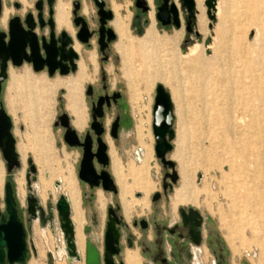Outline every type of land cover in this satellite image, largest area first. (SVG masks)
I'll use <instances>...</instances> for the list:
<instances>
[{
	"label": "rangeland",
	"instance_id": "1",
	"mask_svg": "<svg viewBox=\"0 0 264 264\" xmlns=\"http://www.w3.org/2000/svg\"><path fill=\"white\" fill-rule=\"evenodd\" d=\"M67 1H69L71 23V2L74 0ZM104 1L105 8L112 12L111 0ZM80 2L87 9V15L84 16L82 13L80 15L84 16L90 30H96L97 17L92 1L80 0ZM113 2L121 7L119 14L129 15L128 34L131 40L143 36L144 30L148 27V13L151 10L158 36L174 38L176 47L168 53L169 56L159 54L162 58V71L158 73V80L151 82L148 73L152 69L150 58L154 53L150 47L124 45L122 51H118L116 46L119 40L114 31L116 40L110 44L106 52L107 60L102 61L96 37L90 40L89 47L80 44L75 38L76 29L71 23L74 30L73 39L79 43L76 64L82 59L86 72L91 75V79L83 82L80 91L73 93L67 86L60 85L42 94L35 92L39 82L52 83L56 80L74 78L77 69L75 73H69L65 77L56 74L49 78L45 71L34 73L29 67L31 72H20L22 68H12L19 73L8 74V78L2 84L0 101L12 119L16 147L24 149L25 158L21 160L19 156L20 166L10 174L6 173L1 156L0 165L4 168L3 182L8 180L14 187L22 217L25 220V198L30 193L36 197L44 210L48 206L54 207L58 196L66 195L63 179L71 173L77 183L78 198L80 195L81 200L80 209L78 208L81 212L78 211L80 213L75 216L71 211V217L82 220L75 219V227H79H77L78 233L82 234L83 240L84 236L85 239H89L101 252L105 209L101 212L97 208V192L100 191L104 196L105 207L107 203L118 204V194L112 198L110 194L97 190L95 199L91 203L84 199L83 195L87 190L77 178L78 151L64 144L62 129L54 127L53 124L60 113H66L71 123L74 116L70 107L76 102L84 122L87 115L84 128L86 129L90 108L85 90L87 86L99 90L103 74L109 91L117 89L124 95L132 118L129 137L114 149L123 165L131 160L139 163L141 158L142 161H146L143 165L129 162L125 168L120 166L119 169L114 170L116 183L119 189L123 190L128 211L125 220L121 203V213L118 214L121 215L126 228L120 230L121 250L114 260L124 264V251L131 249V252L136 254V264H150L148 257L142 253L140 244L146 237L150 242L152 235L150 219L153 217L158 223L171 225L178 221V209L193 208L202 218L203 240L196 253L199 264H212L214 261L213 255L207 249V254L203 253V248H206L207 231H211L217 242L223 246L224 264H264V235L257 234L258 236L252 238L249 232L243 230L244 227L239 228L234 222H230L241 212L251 216L256 212L264 211V0H219L220 15L213 21L207 17L204 1L201 0L196 6L195 34L185 32L182 15L179 29L161 27L155 20L156 0H151L147 14H142L135 8V0H113ZM176 3L180 7L179 0ZM197 24L202 25L201 30L198 29ZM195 43L200 44L202 48L196 54L200 62L192 68L181 59V55ZM90 55L94 56L93 62L88 60ZM136 57H140L139 64H136ZM161 78L167 79L175 88L174 91ZM12 81L14 87L11 90L9 87ZM157 85H162L170 93L175 117L172 150L166 158L175 163L178 179L166 191L162 189L165 171L155 157L154 138L150 129L151 108ZM15 91L19 96L15 97ZM29 95L35 98L34 108H28L24 104L25 99L30 98L25 96ZM10 96L15 103L14 113L8 112L7 108V102L11 100ZM137 144L144 153L148 151L147 158H144V155L142 157ZM136 151L139 153L137 154ZM178 155L179 162L183 164V171L186 172L185 175L188 174L185 176L188 187L196 190L194 193L189 190L179 196L175 194L182 186L179 164L176 160ZM27 160L31 161L35 169L34 181L30 178L31 189H28L25 176L28 172ZM227 161H230L234 172L228 170ZM135 170H138V173ZM22 173L25 191L23 205L16 183V178L19 179ZM202 180L205 188L200 191ZM137 182L146 186L145 190ZM236 185L239 187L233 194L226 192L225 188ZM258 192L261 195L259 199L256 197ZM155 193L160 197L156 202H152L151 198ZM231 196L236 198L235 204L238 207L231 206L230 198H233ZM246 198L249 201L248 205ZM100 200L99 197V203L102 204ZM170 207L173 212L176 211L174 214ZM3 209L4 204L1 201L0 211ZM220 215L231 223V228L221 227ZM141 219L149 224L147 232H142L132 225L134 220ZM262 219L264 220V214ZM54 221L58 225L56 215ZM28 224V254L25 264L30 260H35L39 264H84V257L80 252L81 260L78 262L66 263L63 256L62 261L54 257V262L48 263L46 252L50 251L54 255L62 249L58 228L54 225L52 232L48 224L44 227L38 221H30ZM35 225L40 232L44 229V235L41 233L35 238ZM85 228H88L87 234L84 233ZM127 239L131 247H128ZM32 246L35 248L34 253ZM163 246L168 249V244L165 242ZM134 250L138 251L141 258Z\"/></svg>",
	"mask_w": 264,
	"mask_h": 264
},
{
	"label": "water",
	"instance_id": "2",
	"mask_svg": "<svg viewBox=\"0 0 264 264\" xmlns=\"http://www.w3.org/2000/svg\"><path fill=\"white\" fill-rule=\"evenodd\" d=\"M5 1L6 4H9V0ZM25 1L30 4L32 0ZM91 1L96 10L97 29H89L86 19L80 15L79 1L72 2L71 23L76 29L75 38L80 44L89 47L90 40L96 36L98 52L102 56L101 60L106 61L105 50L108 48V43L116 40V35L109 26L113 15L111 10L105 8L104 0ZM55 3L56 0H45L47 19L44 18V0H37L32 3L35 14L31 10H27L22 15H13L7 19L5 29H0V94L2 84L8 78L9 67L17 68L23 64H27L34 73L45 71L49 78L56 74L60 77H65L69 73H75L78 55L72 48V38L65 31L58 32L56 30L54 21ZM179 4L180 9L171 0H156V21L162 27L172 26L179 29L181 26L180 17L182 15L185 22V32L187 34H195L196 9L194 0H179ZM21 6L19 3L13 4V7L17 11ZM134 6L142 14H147L149 11V6L145 0H135ZM204 6L206 7L207 17L213 21L214 0H205ZM3 11L4 8L0 0V19L2 18ZM102 77H104L103 74ZM90 88V86H87L86 92ZM96 107L92 108V112H97V116L101 117L102 105L100 101ZM173 110L170 93L162 85H157L151 108V132L154 138L153 149L155 157L165 171L162 181L164 182L166 178L169 179V184L167 185L169 189L178 179L175 163L166 158L172 150V141L175 136L173 130L175 118ZM92 120L91 127L99 135L100 131L96 130L99 127V123L96 121L94 115H92ZM12 126V119L0 101V156L7 174H10L20 166ZM53 126L60 127L63 130L62 140L66 146L71 148L81 146L78 142L77 132L72 128L66 113H60L56 117ZM86 154L84 148V154L77 171V178L79 181L87 183L90 189H92L93 187H98L99 183L90 184L88 182L86 174L93 172V170L90 161L86 158ZM27 165L28 172L25 176L28 189H31L30 178L34 181L35 169L30 160H27ZM100 177L103 179L101 185L102 191L112 192L113 194L118 192L114 179L110 177L108 172L102 171ZM3 188L5 212L8 214V221L6 223L1 221L0 223V264H5V261L7 264H25L28 248L25 241L24 228L17 218L16 198L13 194L11 182H5ZM168 188H166V184H162L163 191H166ZM159 197L160 195L155 193L151 201L156 202ZM25 208L27 214L31 217L30 221H38L43 227L48 224L52 232L54 225L58 228L62 234L66 248V263L81 260L74 241V227L70 220V209L63 195L58 196L54 207L48 206L44 210L36 197L30 193L25 198ZM117 209L119 210L120 208L117 206ZM111 211L112 209L108 210V215L111 214ZM178 214L181 217L182 225H186L187 221L190 222L192 233L194 228H198L201 224L202 218L196 209L188 208V215H186L184 209L180 208L178 209ZM55 215L58 225L54 221ZM136 223L137 221L134 220L132 225L135 226ZM139 223L140 229L143 232L146 228V222L142 219ZM120 228H126L122 217L111 218L108 216L103 235L104 253L101 256L98 248L89 239H85L84 264H115L114 257L120 254ZM84 233H88V228L84 229ZM194 235L195 239H193V242L198 245L200 242L199 232L195 231ZM127 245L128 247L132 246L129 240ZM31 249L34 253L35 248L32 246ZM47 256L49 258L48 263H53L50 256ZM175 258L179 263L181 262L179 254ZM119 264L123 263L120 262Z\"/></svg>",
	"mask_w": 264,
	"mask_h": 264
},
{
	"label": "flooded vegetation",
	"instance_id": "3",
	"mask_svg": "<svg viewBox=\"0 0 264 264\" xmlns=\"http://www.w3.org/2000/svg\"><path fill=\"white\" fill-rule=\"evenodd\" d=\"M64 1H67V0H64ZM74 1L80 2V0H74ZM74 1H72V2H74ZM24 2L26 3L25 0H24ZM56 2H57V0H56ZM67 2L69 3V1H67ZM72 2H71V7H72ZM1 3H2L3 8L8 10V8L10 6H12V8H14L13 7L14 3H19V2H17L16 0H12V1L9 0V4H6L5 0H1ZM26 4H28V3H26ZM28 6H30V5L28 4ZM43 7H44V18L47 19V7L45 4V0H44ZM82 9H83V4L80 2V13H82ZM32 10H33V8H32ZM32 12H33V14H35L34 10ZM6 21H7V19H6ZM6 21H5V26H6ZM54 21H55V7H54ZM110 22H109V24H110ZM69 24L71 26L70 19H69ZM55 26H56V24H55ZM4 29H5V27H4ZM56 30L58 32L59 31H65L63 29L58 30L57 28H56ZM68 35L72 38L73 45H74V42L77 43V41H75L73 39L74 30H73L72 36L70 34H68ZM94 37H96V36H94ZM77 44L79 45V43H77ZM110 44H111V42L108 43V48L105 50V55H106L107 50L109 49ZM73 45H72V48H73ZM106 57H107V55H106ZM101 58H102V56H101ZM20 67H17V68H20ZM10 68L12 69L14 67H9V69ZM9 69H8V72H9ZM30 69H31V67H30ZM100 82H101V84H100L99 90L96 91L91 86H90L91 88L89 89V91L86 92V90H85V97L89 101V108H90L89 109V119H88L86 129H84V128H85L86 122H87V115H86V121L84 122L83 128L81 131H77L73 126L72 127L77 132L78 142L81 144V146L73 147L78 151V154H79L77 171L79 169L80 161L82 160V157L84 154V148H85L86 153H87L86 158L88 159V161H90V164H91V167L93 170V172H91V173L88 172L86 174L88 182L90 184H93L96 182L99 183L98 187H93L92 189H90V187L87 183L80 181V183L87 190V193L83 195L84 199L88 203H91V201L95 199V192L97 190H101V185H102L103 179L100 177V174L102 171L108 172L110 174V177L112 179L114 178L115 184H116L117 189H118V192L116 194H113L112 192H104L102 190L101 191L103 193L110 194L112 196V198H113V196L115 197L118 194V200H119L120 206H119V203L118 204L107 203V205L105 207L106 200H105L104 196L102 195V193L100 191L97 192V197H96V204H98L97 208L101 212H103L105 209V221H104V226H103V235H104L108 216H110L111 218L121 217V215L118 214L120 212V209L118 210L117 206L119 208L121 207V209H122V206H121L122 202H121V197H120V189H119V187L116 183V180H115L114 170L119 169L120 166L125 168L127 163H129V162H132L135 165L141 164L142 158L139 161V163H135L132 160L127 162L125 165H123L121 163V160L118 157L117 152L114 148L118 144H123L127 140V138L129 137L130 128L132 126V118L129 114V111L127 108V101H126L124 95L120 91H118L117 89H113V90L109 91V89L106 86L105 79H104V77H102V75H101ZM99 101L101 102V105H102V116L101 117L97 116V112H94V111L92 112V108L93 107L97 108L96 106H97V103ZM92 115H94L96 117V121L99 123L98 129L96 128L97 131H100L99 135H97L95 133V129H92V127H91V124L93 122ZM133 121H134V118H133ZM71 125H72V122H71ZM134 125H133V128H134V135H135V140H136L135 126ZM80 132H82V133H80ZM62 133H63V130H62ZM108 140H110V142ZM137 146H138V144H137ZM16 149H17V147H16ZM138 149H139L138 150L139 152L140 151L142 152V157H143V155H144L143 149L139 146H138ZM138 151H136L137 154L139 153ZM23 166H24V164H23ZM0 167H1L0 169L3 172L1 183H0V202L2 201L4 204L3 184L5 182H7L8 180L3 182V180H4V168H3V166H0ZM110 170H111V172H110ZM124 171H125V169H124ZM22 175H23V173L19 176V179H17L18 177L16 178V183L18 186V193H19V196L21 198V204L23 205L25 191L23 189L24 183H23V176ZM19 180L22 181V183H20ZM163 183L166 184V188H168L167 185L169 184V179L166 178L164 182L162 181V184ZM128 184H130V183H128ZM76 185H77V183H76ZM12 189H13V194L15 196L13 185H12ZM79 194H80V192H79ZM64 196L67 198V195H64ZM99 197L101 199L100 201L102 202V204L99 203ZM79 201L81 202L80 195H79ZM16 205H17V218L22 223V226L24 228L25 241H26V245H27V230H28V225H29L28 223L30 222L31 217L27 214L26 208L24 207V214H25V220H24V217H22V215H21V211L18 209L19 204H18L17 200H16ZM101 205H102V207H101ZM169 205H170V203H169ZM177 208H176V210H177ZM109 209H112L110 215H108ZM170 209H171V207H170ZM171 211H172V209H171ZM175 212L172 211L173 214ZM184 212L186 215H188V208H185ZM122 213H123V216L125 219V213H124L123 209H122ZM83 214H84V212H83ZM70 219H71V210H70ZM1 221H3L4 223H6L8 221V214L5 212V205H4L3 211H0V223H1ZM25 222H26V224H25ZM71 222H72V220H71ZM139 222H140V220L137 221L136 225L133 227L141 230ZM72 224L74 227V240L76 243L75 224L73 222H72ZM150 224L152 226V235H151L150 242H149V239L146 237L145 240L140 243L141 247H142L143 254L146 257H148L150 264H199L198 260H197V254L196 253H197L198 249H200V247L202 245V240H203L202 221H201V224L198 228H194L193 233L190 229V222L187 221L186 225H182V220H181V217L179 214H178V221L173 222L171 225L158 223L157 221H155V218H153V217L150 219ZM148 227H149V224L146 222V228H145L144 232H147ZM81 229H82V233H83V227ZM120 230H121V228H120ZM195 231L196 232L198 231L199 235H200V242L198 245H196L193 242V239H195V235H194ZM34 233H35V238H36V235L40 236V234L42 233L39 231V228L36 225L34 227ZM42 234L44 235V233H42ZM59 239H60V246L63 248V242H62L60 236H59ZM164 242L166 244H168V249L164 248V246H163ZM83 243H84V247H85V236H84ZM35 245H36V242H35ZM101 247L102 248H101L100 254L102 256L104 253L103 236H102V246ZM205 247L206 248H203V253L206 255L207 254L206 249H207L209 251V253L211 255H213V257H214V261L212 262V264H224L223 263L224 262V260H223V246H221L220 243L217 242V238L215 237V235L211 231L206 232ZM27 248H28V246H27ZM36 249H37V247H36ZM76 249H77V244H76ZM120 250H121V248H120ZM126 250L131 251V249H126ZM126 250L124 251V254H123V261L125 258ZM83 251H84V249H83ZM134 251H136L137 255L140 257V255L138 254V251L137 250H134ZM77 252H78V250H77ZM78 254L80 255L79 252H78ZM177 254H179V257H180V260H181L180 263L175 258L177 256ZM83 257H84V252H83ZM114 263L119 264L115 260H114ZM5 264H7L6 261H5ZM124 264H125V261H124Z\"/></svg>",
	"mask_w": 264,
	"mask_h": 264
},
{
	"label": "bare ground",
	"instance_id": "4",
	"mask_svg": "<svg viewBox=\"0 0 264 264\" xmlns=\"http://www.w3.org/2000/svg\"><path fill=\"white\" fill-rule=\"evenodd\" d=\"M19 1L22 3L23 10H25L26 8L29 7L28 4H26L24 2V0H19ZM145 1L147 2L148 6H149L150 3H151V0H145ZM172 1L174 3H176L177 0H172ZM200 1L201 0H194L195 9H196V6L199 4ZM202 1H205V0H202ZM218 1L219 0H214V10L212 11L213 17L215 19H218L219 15H220V11H221ZM111 8H112V12H113V18L111 19L112 21L110 22V27H111V29H113V32L115 31V33L118 36L119 44L116 46L117 50L118 51H122V48H123L124 45H128V46H132L133 45V46H139V47H141V46L150 47L153 50L154 54L150 58L151 59L150 60L151 65L150 66H152V69L149 71L148 76H149V80L151 82H154V81L158 80V73L160 74V71H162V66H163L162 65V58L159 57V54L161 56H169L168 53L171 52L176 47L174 38L167 37V36H158V34L156 32V29L153 26L152 14L149 13L148 14L149 26L144 30L143 36L141 38H135V39L131 40L130 37H129V34H128V31H129V29H128L129 15L128 14H126V15L119 14L118 11H119V9L121 7L119 5L114 4L113 0H111ZM196 12H197V10H196ZM8 13H9V10L4 9L2 18L0 19V24L3 25V26L5 24V20H6V17L8 15ZM82 14L83 15H87V9L85 7H83V9H82ZM195 19H196V13H195ZM55 24H56V28L58 30L59 29H63L68 34H70L71 36L73 35V29L71 28V26L69 24V3L67 1L57 0V2L55 4ZM195 26H196V23H195ZM197 27H198L199 30H201L202 25L201 24H197ZM194 29H195V27H194ZM255 34H257V29H255ZM201 48H202V46L200 44L195 43L193 46H190L187 49L186 53L181 55V59L184 60L185 63L191 65L192 68H195L200 62V61H198L199 59L196 57V54H197V51L199 49H201ZM207 48L209 49L208 46H207ZM73 49H74V51L77 54L79 53V45L76 42H74ZM127 51H128V49H127ZM93 55L89 56L88 60L90 62L94 61V56ZM139 59H140V57H136V64H139ZM76 69H77V74H76V76L74 78H68V79H65L63 81L56 80V81H53L52 83L39 82V85L36 87V91L35 92L42 94V93L51 91L55 86H60V85L65 86V87L67 86L68 89L71 92H73V93H75L76 91H80V87L83 84V82L88 80V79H91V75L86 72V66H85V64H84L82 59H79V61L77 62V68ZM11 78L14 79L12 75H11ZM161 79H162V81L165 84H167L170 87V89L172 91H174L175 88H173L170 85V83H168L167 79H165V78H161ZM40 81H43V79H40ZM13 84L14 83L12 81L11 84H10V87H9L11 90L14 87ZM14 93H15V97L19 96L18 92L15 91ZM25 97H28V98L30 97L28 100L25 99L24 104L26 105V107H28V108L29 107L30 108L33 107L34 108V99H35L34 96H30L29 95V96H25ZM9 99H11V100L7 102L8 112L14 113V110H15V105L14 104L15 103H14V101H12L14 99H12L11 96H10ZM15 102H16V99H15ZM70 110H71V112H72V114L74 116V120L72 121V126L77 131H81L82 128H83L84 120H83L80 112L78 111L79 110L78 104L76 102L73 103V105L70 107ZM31 112H33V111H31ZM150 129H151V124H150ZM18 150H19V153H20L21 158L23 160L24 156H25L24 155V149L19 147ZM148 155H149L148 151H146V153H144V158H147ZM176 160L178 161V164H179V170H180L181 179H182V183H181L182 186H181L180 189H178L176 191L175 194H177L179 196V195H182L183 193H186L189 190H190L191 193H194L196 190H191L188 187L189 184L187 183L188 181H186V177H185L188 174L185 175L186 172L184 173V171H183L184 168H183V164L181 162H179V155L177 156ZM144 161H142L141 165L145 164V163H143ZM227 164L229 166L228 170L234 172L235 170L232 168V165H231L230 161H227ZM135 172L138 173V170L137 171L135 170ZM2 173L3 172L0 169V183H1V179H2ZM63 180H64L63 181L64 182L63 183L64 184L63 188L66 191V195H67V198L65 196H64V198L67 201L69 209L71 211H73L74 212L73 214H75V216H76L81 211L79 210L80 208H79L78 190H77V187H76V183H75L74 177H73V175L71 173H69L67 175V177L65 179H63ZM19 182L22 183V181H20V180H19ZM203 183H204V180H202V187L199 189L200 191H203L204 188H205V185H203ZM137 184L142 189L145 190L146 186L142 185V183H140V182H137ZM238 187H239L238 185L232 186V188L230 186H228L225 189H226V192H229V193L233 194V192H235L236 189H238ZM123 196H124V193H123V190L121 189L120 190V197L122 198V204H123L124 213L127 215L128 211L126 209L125 200H124ZM231 197H233V196H231ZM256 197L258 199L261 197V195H259V192L257 193ZM230 199L232 200L231 206L232 207H238L235 204L236 203V201H235L236 198L233 197V198H230ZM185 201H187V200H185ZM246 201H247L246 205H248L249 204L248 198H246ZM78 211H80V212L78 213ZM262 214H264V211H259L258 213L256 212L254 215H251V216H247L246 213L241 212L240 215L236 216L233 219V221H230V222H234L236 225L239 226V228L244 227L243 230L249 232L251 237L254 238V237H256L257 234L258 235L259 234L264 235V220L262 219ZM231 216H233V215H231ZM79 217L80 218L82 217L81 214L79 215ZM77 218L78 217H74L73 216V217H71L70 220H72V222L75 224V219H77ZM257 218H261V220H256ZM79 220L82 221L81 219H79ZM76 222H77V220H76ZM220 222H221V227L222 228H226V229L231 228V223L229 221L225 220L221 215H220ZM79 224H80V222H79ZM77 227H75V231H76V233H75L76 243L75 244H77L78 252H80L81 255H82L83 254V249H84L83 236H81L82 234L80 235L78 233ZM41 230H42V233H43L44 229H41ZM59 233H60V231H59ZM60 237H61V240L63 242V248L61 250H58L56 252V254H54V255L50 251L46 252L47 259L49 260V258L47 256V255H49L53 262H54V257H55V259L62 261L63 260L62 259L63 256L65 257L64 260L66 262V248H65L64 240H63V237H62L61 233H60ZM57 249H58V247H57ZM125 261H126L127 264H136V262H137L136 254L131 252V251L126 252ZM75 262H78V261H75ZM28 264H39V263L37 261H35V260H30L28 262Z\"/></svg>",
	"mask_w": 264,
	"mask_h": 264
},
{
	"label": "crops",
	"instance_id": "5",
	"mask_svg": "<svg viewBox=\"0 0 264 264\" xmlns=\"http://www.w3.org/2000/svg\"><path fill=\"white\" fill-rule=\"evenodd\" d=\"M12 1V0H11ZM17 2H19L20 3V1L19 0H16ZM34 1H36V0H32L31 1V3L29 4L30 6L27 8V9H25V10H23V6H21V8L17 11L16 9H14V8H12V6H10L9 8H8V10H9V13H8V15H7V17H6V19H8L9 17H11V16H13V15H22V14H24V12L25 11H27V10H31V11H33L32 10V3L34 2ZM172 1V0H171ZM173 2V1H172ZM174 3V2H173ZM21 4V3H20ZM175 5H176V7L178 8V9H180V7H178V4L177 3H174ZM22 5V4H21ZM149 13H151L152 14V21H153V26H154V28H155V23H154V16H153V12L150 10L149 11ZM148 13V14H149ZM149 20V19H148ZM156 20V19H155ZM6 21V20H5ZM157 22V21H156ZM180 22H182V18L180 17ZM158 23V22H157ZM160 25V24H159ZM148 26H149V21H148ZM161 26V25H160ZM4 27H5V24H4V26L3 25H1L0 24V29H4ZM162 27V26H161ZM168 27H172V26H168ZM178 32V31H177ZM27 66V67H26ZM29 66L28 65H26V64H23L20 68H22V70L20 71V72H30V70H29V68H28ZM10 72H17V73H19L18 71H14L13 69H9V72H8V74H10ZM19 147L17 146V151H18V154H19V156H20V158H21V155H20V153H19ZM24 155H25V152H24ZM24 158H25V156H24ZM21 160H22V158H21Z\"/></svg>",
	"mask_w": 264,
	"mask_h": 264
}]
</instances>
